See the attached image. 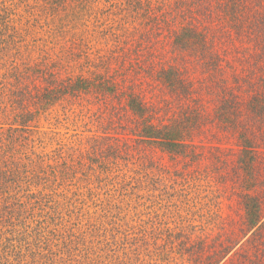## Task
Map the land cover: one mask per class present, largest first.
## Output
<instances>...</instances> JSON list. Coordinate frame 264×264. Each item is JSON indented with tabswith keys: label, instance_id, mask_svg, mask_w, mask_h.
Listing matches in <instances>:
<instances>
[{
	"label": "rangeland",
	"instance_id": "obj_1",
	"mask_svg": "<svg viewBox=\"0 0 264 264\" xmlns=\"http://www.w3.org/2000/svg\"><path fill=\"white\" fill-rule=\"evenodd\" d=\"M37 1L0 0V21L4 18L6 23L0 25V39L9 52L8 65L9 61L46 64L70 83L104 77L117 86L129 85V91L137 89L155 115L149 119L154 123L171 115L165 111L172 102L177 105L154 80L162 67H172L192 83L194 96L214 108L210 96L197 91L204 87L205 64L195 57L177 59L172 51L170 32L192 23L184 12L193 7V0H134L133 11H128L132 0H97L86 7L77 0H60L52 11L40 9ZM146 1L153 7L151 12L145 9ZM170 11L177 13L173 20L171 15L169 23L159 21L164 13L168 19ZM256 43L249 41L227 51L232 68L226 73L238 74L241 67L257 64L253 58L243 60ZM36 83L43 88V82ZM88 89L41 110L24 141L32 150L25 154L32 169L36 163L44 169L63 159L79 162L82 154L85 158L83 169L68 180L50 177L47 191L39 179L50 175L52 168L39 170V179L32 181L36 188L30 189L41 192L45 217L21 220V231L29 229L13 245L24 255L22 264H44L53 258L62 264H207L206 255L219 243L228 245L245 228L241 195L255 197L264 209L263 165L248 189L242 188L229 164L215 163L214 168L211 157H218L214 147L229 150L234 143L232 133L208 127L204 137L196 140L197 144L202 140L196 157L174 156L141 143L135 135V114L117 103L124 101L121 95L128 89L109 94L119 97L113 100L107 94L100 96L93 87ZM101 133L110 137L109 143L125 144L128 153L115 159L107 172L98 164L92 167L90 161L91 141ZM260 159L263 163L264 153ZM32 176L36 177L35 172ZM24 197L22 202L36 201ZM261 226L245 233L224 264H264ZM196 248L204 255L195 257ZM12 258L9 262L14 264Z\"/></svg>",
	"mask_w": 264,
	"mask_h": 264
},
{
	"label": "trees",
	"instance_id": "obj_2",
	"mask_svg": "<svg viewBox=\"0 0 264 264\" xmlns=\"http://www.w3.org/2000/svg\"><path fill=\"white\" fill-rule=\"evenodd\" d=\"M58 1L60 0L37 2L38 4L40 2V9L52 11V8L58 5ZM77 2L86 7L88 3L94 4L97 0ZM134 4L132 0L128 11L134 10ZM111 5L116 7L114 2ZM192 5V8L184 12L191 16L192 23H185L173 33L170 32L172 51L175 50L177 59L195 57L205 64L204 87L201 88L202 91L197 88V91L209 95L215 106L211 108L212 105L209 104L208 107L201 97L194 96L196 89L191 88L192 83L190 84L177 69L162 67L154 80L161 89L174 97L177 105L172 102L169 105L171 109L167 108L165 111H171V115L165 121L156 120V123L149 120L155 115L151 114L149 106L139 92H135L137 89L129 91L131 88L129 85L117 86L104 77L92 79L91 83L83 78L70 83L69 79L63 80L58 77V73L51 71L46 64L18 65L17 61H13L14 63L9 61L8 65L9 52L5 48V40L0 39V257L3 259L0 264H11L9 258L12 257L15 258H12L15 260L14 264H22L25 261L22 259L24 255L18 251L19 247L13 245L18 238L25 237L29 229L21 231V220L27 216L39 219L45 217L41 192L34 193L30 189L36 185L32 181L38 178L37 174H40V171L45 172L44 169L52 168L50 175L44 174L45 176L38 178L43 179L42 190L47 191L50 177L53 181L56 179L66 181L84 167L85 155L81 153L78 158L82 159L79 162H67L63 159L60 164L56 163L55 166L49 164L44 169H40L43 168L42 165L37 166L36 163V168L32 169L33 164L31 166L30 162L25 161L27 150L30 152L32 150L24 142L28 141L32 123L41 110L51 108L65 96H75L89 90V87L95 88L100 96L107 94L110 100L119 97L109 94L122 93L124 88L128 89L121 95H125L124 101L117 103H124L135 114L136 121L138 120L135 135L141 143L154 145L162 152L174 156L196 157V149L201 147L199 143L202 142L199 139L197 144L196 140L204 137L208 127H214L222 134L232 133L234 143L229 150H222L219 145L214 147L219 157L215 155L211 157L214 168L215 163L229 164L236 170L234 173L242 188H251L256 183L255 175L262 170L260 165H263L264 170V162L262 163L260 159L264 153V0H200V2L193 0ZM144 6L151 12L153 7L150 8L147 1ZM171 15L173 20L177 13L170 11L168 19L164 13L163 17H159L161 18L159 21L169 23ZM3 24L6 25L4 18L0 21V25ZM249 41L257 43L254 51L243 60L249 61L253 58L257 64L249 65L247 68L241 67L238 74L234 71L226 73L232 68L227 51L238 50ZM238 43L241 46L236 45ZM36 82H43V88H39ZM111 107L114 108L113 105ZM177 107L178 110H174ZM101 134L103 135L95 136L91 141L93 146L90 161L92 160V167L98 164V167L102 166V171L107 172L116 162L115 159H119L122 153L128 156V153L125 144L109 143L110 137L105 133ZM221 157H227V160L222 161ZM109 158L112 161H108ZM91 170L94 175L96 171ZM34 172L35 178L32 176ZM145 176L148 179L150 175ZM24 187L27 189L23 190ZM22 197L36 201L22 202ZM241 200L245 228L239 231V236L228 245L219 243L217 249L206 255L207 264H224L228 260L227 256L239 244L245 233L264 225V209L256 198L243 194ZM34 210H37V213L33 215ZM5 244L8 245L7 249ZM193 252L195 257L204 255L198 248ZM44 264L62 263L53 258L46 259Z\"/></svg>",
	"mask_w": 264,
	"mask_h": 264
}]
</instances>
